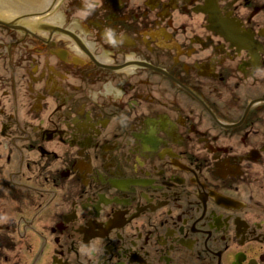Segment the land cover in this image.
Returning <instances> with one entry per match:
<instances>
[{"label":"flooded vegetation","instance_id":"flooded-vegetation-1","mask_svg":"<svg viewBox=\"0 0 264 264\" xmlns=\"http://www.w3.org/2000/svg\"><path fill=\"white\" fill-rule=\"evenodd\" d=\"M0 264H264V0L1 9Z\"/></svg>","mask_w":264,"mask_h":264},{"label":"water","instance_id":"water-1","mask_svg":"<svg viewBox=\"0 0 264 264\" xmlns=\"http://www.w3.org/2000/svg\"><path fill=\"white\" fill-rule=\"evenodd\" d=\"M42 2L43 0H0V7L9 9L26 7L28 9H31L35 6L41 5Z\"/></svg>","mask_w":264,"mask_h":264}]
</instances>
